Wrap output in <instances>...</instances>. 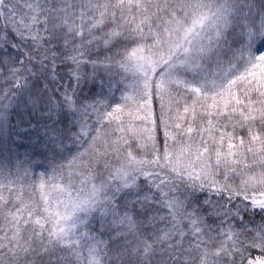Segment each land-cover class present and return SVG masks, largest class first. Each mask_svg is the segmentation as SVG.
<instances>
[{"label": "snow or ice", "instance_id": "1", "mask_svg": "<svg viewBox=\"0 0 264 264\" xmlns=\"http://www.w3.org/2000/svg\"><path fill=\"white\" fill-rule=\"evenodd\" d=\"M0 264H264V0H0Z\"/></svg>", "mask_w": 264, "mask_h": 264}, {"label": "trees", "instance_id": "2", "mask_svg": "<svg viewBox=\"0 0 264 264\" xmlns=\"http://www.w3.org/2000/svg\"><path fill=\"white\" fill-rule=\"evenodd\" d=\"M99 91H100L99 88L92 87L91 85H89L88 88L85 89V94H89V93L95 94ZM104 91L105 93H107V89H105ZM110 95L113 96L116 101H119L120 99L119 91H113ZM20 151L23 152L24 150L20 149ZM46 170L49 172L51 171L47 161H45L42 157H35L32 163V167L30 168L31 173L33 174V178L35 179L36 177H39L40 174L44 173ZM93 226L97 229L98 232L100 231L98 224H94ZM100 239L108 240V236L107 235L100 236Z\"/></svg>", "mask_w": 264, "mask_h": 264}]
</instances>
